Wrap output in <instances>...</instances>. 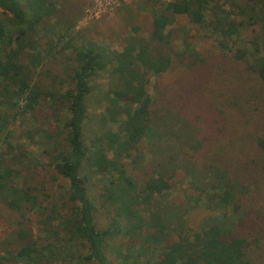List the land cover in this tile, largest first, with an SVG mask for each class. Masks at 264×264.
<instances>
[{
	"label": "trees",
	"instance_id": "16d2710c",
	"mask_svg": "<svg viewBox=\"0 0 264 264\" xmlns=\"http://www.w3.org/2000/svg\"><path fill=\"white\" fill-rule=\"evenodd\" d=\"M118 3L110 50L99 27L75 29L81 0H0V264H264V226L240 232L252 216L264 225L253 204L264 189V0ZM180 19L216 53L177 45ZM67 53L66 69L45 67ZM151 77L166 80L155 97ZM212 88L218 99L204 98ZM61 105L57 128L23 153L19 140L34 135L13 136V120L29 114L38 133L48 122L37 114ZM177 184L210 210L200 226L170 197Z\"/></svg>",
	"mask_w": 264,
	"mask_h": 264
},
{
	"label": "rangeland",
	"instance_id": "374dc122",
	"mask_svg": "<svg viewBox=\"0 0 264 264\" xmlns=\"http://www.w3.org/2000/svg\"><path fill=\"white\" fill-rule=\"evenodd\" d=\"M118 1L120 0H81V15L78 18V20L75 23V29L81 30L84 28H90V27H99L100 32H102L103 35H101V42L106 46V48L110 50H119L120 49V41H119V33L123 31V25L120 23V20L118 19V15L116 14L115 8L118 6ZM125 3H130V0H122ZM221 2V1H220ZM228 10V7H224ZM141 16L146 15L147 11H141ZM238 13L234 11L232 13V18H236ZM105 22L104 25H101V22ZM246 21V20H245ZM175 28L179 29V31L175 32L174 38L177 45H181V41L185 38L189 41L191 40L194 47L199 51L207 52V54H215L216 50L213 48V45H211V42L209 40L202 41L200 39L201 32L199 31V28L194 27L186 22L185 19H180L177 21V24L174 26ZM108 30L107 35L104 34L102 30L106 29ZM251 28L255 29L256 27L252 26ZM251 28L244 29L242 32V37L247 40L250 39V36L253 35L250 30ZM197 36V37H196ZM242 41L238 39V43H241ZM237 45H234V49L237 48ZM70 53H67L66 55H61L59 57L52 56L48 60H43L45 63V67L49 66L51 69L60 71L61 69H66L67 67V61H69ZM71 64V62H70ZM175 77V73L172 72L167 76V78H173ZM39 79V77H38ZM41 81V79H39ZM36 80V81H39ZM106 75L102 74L99 75L96 78V89L98 90L97 95L95 96L94 100L92 101L91 109L89 110V113L92 114H101L104 113L105 110V101L103 100L104 97V91L106 86ZM166 80H159L157 81L155 77H151L150 84L148 87V91L151 96L155 97L156 91L160 87H162L165 84ZM221 92H224L223 87L220 86ZM218 88H212L210 91L207 92V94L204 96L206 99H218V97L213 94L215 93ZM229 94H231L229 92ZM64 107L58 106L57 109L49 110V111H43L37 114L36 119L43 122H48V125H43L42 129L36 133L33 131V124L34 119L29 114L19 115L13 122L11 123V130L13 133V136L16 138H19L22 134L26 133L27 131H32L31 134H33V141H30L25 138H21L19 141H22L24 143L23 146V153L28 155L29 157L33 156L34 152H36L37 148V142H39L42 138V131L46 128H57L58 122L57 118H60L64 115ZM233 120L231 121V125H233ZM36 134V135H35ZM225 144V141H223V136L220 137V141L216 144V150H222L223 145ZM214 150V149H213ZM214 150V151H216ZM231 152L235 155V152L232 150L231 147L226 149V154L229 155V152ZM216 151V152H217ZM222 153V152H218ZM236 156V155H235ZM43 162H47V160H43ZM135 176L137 174L135 173ZM58 184L61 186V188L57 189V191L62 192V189H65V182L61 181L58 182ZM170 197L177 201L178 203L182 204L184 207L187 208V221L189 224L193 226H200L201 222L205 220L210 215V210L206 209L203 205H193L189 202L190 200V193L185 191V186L183 185H176V188L172 190V192L169 194ZM254 199L256 200L253 204L257 207L264 209V189L261 191H256ZM201 203V202H200ZM202 204V203H201ZM97 218L99 220L100 225L103 222L104 216L102 213V210L99 211L97 214ZM247 221L243 222L242 226L240 227V232H248L251 234H255L260 230V228L263 225V221L259 220L255 216L249 217L246 219ZM257 234H255L256 236Z\"/></svg>",
	"mask_w": 264,
	"mask_h": 264
}]
</instances>
